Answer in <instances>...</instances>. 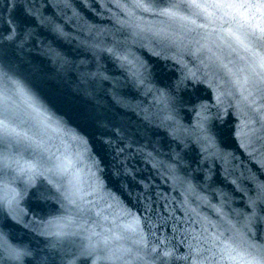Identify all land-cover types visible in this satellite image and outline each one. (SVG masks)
<instances>
[{
    "label": "water",
    "instance_id": "water-1",
    "mask_svg": "<svg viewBox=\"0 0 264 264\" xmlns=\"http://www.w3.org/2000/svg\"><path fill=\"white\" fill-rule=\"evenodd\" d=\"M146 2L163 6L177 0ZM134 3L16 0L17 7H10L9 0H0L5 20L18 17L25 6L44 20L29 26L31 35L23 43L0 44V111L7 107L18 130L29 136L41 120L56 129L42 137L40 148L23 136H0V236L28 253L12 261L0 251V264H86L82 247L105 237L115 256L96 264H143L121 254L135 249L136 241L152 256L151 248L158 245L184 256L185 230L200 227L192 224L197 218L227 228L244 259L249 245L264 246V193L258 189L264 184V122L259 119L264 99L249 88L253 95L244 100L247 92L233 83L250 76V53L217 40L222 12L210 9L214 15L208 19L202 13L197 23L207 27L187 32L180 21L133 11ZM161 28L170 39L154 35ZM201 43L211 51L196 52ZM193 75L197 83L189 79L186 88L177 87ZM162 92L173 97L168 104L158 102ZM188 95L209 106L215 142L207 151L196 142V111L181 102ZM253 100L255 113L247 106ZM238 116L256 121L250 125L255 131L249 149L228 134ZM66 151L83 179L91 171V180L101 185L103 215L79 216L64 199L66 181L48 169ZM14 194L15 217L5 199ZM184 206L194 211L186 215ZM129 224L135 234L124 232ZM218 264H241V259L218 258Z\"/></svg>",
    "mask_w": 264,
    "mask_h": 264
},
{
    "label": "snow or ice",
    "instance_id": "snow-or-ice-1",
    "mask_svg": "<svg viewBox=\"0 0 264 264\" xmlns=\"http://www.w3.org/2000/svg\"><path fill=\"white\" fill-rule=\"evenodd\" d=\"M9 6L17 7L16 0H9ZM115 6L122 7L119 3ZM130 7L133 11L152 12L154 15L162 17L167 21H180L182 22V27L187 32H192L195 28L207 27L205 23H197L202 13L204 14L203 18L208 19L214 15V13L208 10L215 9L218 12H222L223 15L219 17L222 22L221 34L217 36V40L228 48H232L234 44L238 45L251 55V61L248 64L250 76L246 75L242 81L237 80L233 83L238 84L242 91L247 92V96L242 97L244 100H248L253 95L251 91H248L249 88L261 93L260 98L264 99V0H212L211 3L207 2V0H177V2H171L163 6L147 3L146 0H135V3L130 5ZM185 9L194 11L185 13ZM32 17H35V20ZM224 17H228V19H224ZM36 21L44 23V20L32 8L26 6L16 18L9 17L5 20L3 15L0 14V44H3L4 41L12 44H15L17 41L23 43L24 39L31 35V28L29 26ZM224 25L227 26L225 27ZM154 35H161L163 39H170L171 37V33H168L165 28L157 30ZM201 39L207 40V36L201 37ZM201 50L211 51L203 43L196 49V52H200ZM213 55L215 56L216 54L213 53ZM221 59V57L216 56L217 61ZM220 67L224 68L226 72H231V69L226 64L221 63ZM189 79L195 84L198 78L194 75L191 77L186 76L183 80L177 82V87L186 88ZM4 99L7 102L9 97L5 96ZM172 99L173 97L168 92H162L158 102L163 101L165 104H168ZM198 101L199 98L194 95H188L186 99L183 97L181 99L182 103L191 105L192 110L196 111L199 118L196 124V131L198 133L196 142L206 145L204 150L207 151L208 148L214 146L215 133L212 127L209 126L210 116L206 115V113L210 112L209 106ZM254 103H256L255 100L247 105L253 113L257 111L255 108H252V104ZM221 104L220 98L216 97L217 107ZM222 111L223 109H221ZM216 118H222L220 112L217 113ZM237 119L240 122L236 125L234 132L230 130L228 134L236 137L242 149H249L255 131L250 125L256 121L252 117L241 119L238 116ZM259 119L264 122V114H261ZM49 131H56V129H51L47 123L41 120L37 122L36 130L31 136L27 133H21L18 130V126L14 124V116L9 113L8 108L5 107L0 111V136H15L17 138L23 136L37 148H40L43 144L42 137L47 135ZM248 154L251 155L252 153L249 152ZM48 171L66 181V186L62 185L65 187L63 196L76 214L85 216L88 213L94 212L97 216L103 215L105 209L99 206L103 197L98 196L101 185L98 181L91 180V177L94 176V173L91 171L88 173V180L82 178L81 170L76 168L74 157L70 153L66 151L58 155ZM28 181H31V177H28ZM258 189L264 193V184L258 185ZM17 196L18 194H14L5 197L7 211L13 217H15L14 205L17 203ZM106 207L111 208L112 205L107 204ZM184 210L186 215L194 211L188 209L186 206H184ZM124 214L132 216L131 212ZM132 221L134 224L136 217H132ZM197 223L200 224V227H194L192 233L185 230V237L188 243L187 253L184 256H176L174 249H169L167 246L160 247L159 245L151 248V253L155 254L152 256L144 248H141L140 241L135 242V249H126L121 254L134 255L135 259L143 261V264H157V262L159 264H170V261L173 259L182 260L184 264H189L190 260L191 264H218V258L219 260H232L237 257L241 259V264H264V246L254 248V246L249 245L248 248L252 250L245 251L244 256L247 259H244L234 246L232 237L226 235L228 232L227 228H221V225L213 224L211 221H201L199 218L192 220L193 225ZM124 232L135 234V228L132 224H129L124 227ZM113 238L124 239V236L113 234ZM140 239L144 241L145 245L147 244V241L143 237ZM163 243L161 241V244ZM109 244L110 240L107 237L97 240L94 244L90 243L83 246L80 256L84 258L86 264L88 260H92V264H96L97 259L115 256V252L109 247ZM0 251H3L6 257L12 261H19L23 256L28 254L23 249L8 244L3 236H0ZM141 252L144 254L141 255Z\"/></svg>",
    "mask_w": 264,
    "mask_h": 264
}]
</instances>
